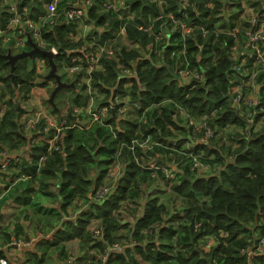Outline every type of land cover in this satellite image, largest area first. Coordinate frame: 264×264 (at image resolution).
Returning a JSON list of instances; mask_svg holds the SVG:
<instances>
[{"label":"trees","instance_id":"obj_1","mask_svg":"<svg viewBox=\"0 0 264 264\" xmlns=\"http://www.w3.org/2000/svg\"><path fill=\"white\" fill-rule=\"evenodd\" d=\"M38 2V0H34ZM68 0H63L60 4V8L65 5ZM166 12L174 11L176 4L179 0H165ZM200 5H203L205 0H193ZM214 4L213 9L206 7L204 9V15H210L208 21L209 28H212L214 22L217 21L216 15L227 11L229 0H211ZM3 2L0 1V21L1 25L5 24L7 19V6L1 7ZM238 8L242 9L240 2H235ZM251 5H253L250 2ZM131 11L136 12V21L143 22L150 15L156 13L157 9L149 0H131ZM258 9V11H257ZM42 10L41 2L33 9V13H38ZM125 10L121 9V12ZM243 10H240L241 13ZM259 12L260 9L256 8L255 12ZM177 13V12H176ZM89 21L96 27L104 28V31L98 35V38L102 41L112 37L113 31L117 29L121 24L125 22L121 17H113L111 10H106L103 6V0H94L92 6L88 11ZM200 22V19L196 20ZM77 24H62L58 25L56 30L50 34L44 32V36L47 40H51V43L55 45L56 40L67 41L66 47L59 49V54L55 55V62L59 68H63L65 61H70L71 57L75 54L72 52L76 48V44H73L67 37L69 31H73ZM129 25H127L128 27ZM129 42H133V39L138 40L143 48L147 49V44L150 39L147 35L139 32L133 28H128ZM199 35V31L196 32ZM202 40H199L201 43ZM118 46L115 45V48ZM30 46L27 50H30ZM218 52L220 45L217 44L215 48ZM71 53H69V52ZM122 56H126L127 60L136 59L135 56L130 55L134 50L124 47L122 49H116ZM1 54H6L0 52ZM47 62V59L44 58ZM105 57H101L104 70L95 72L92 74V86L98 89L109 97L111 87H102L100 81L104 80L105 75H111L112 61L104 63ZM32 63V59L23 58L16 63L15 78L10 76V66L6 63V60L0 58V98H7V109L0 121V149L2 146L20 147L24 143L23 132L17 120L20 121L23 109H19L21 106V100L26 98L32 88L36 85L35 81L38 78L36 69H31V73L36 79L30 82L26 79L24 69ZM232 65L226 54L223 55V59L216 65L210 66L208 70L209 83L212 85L209 92L205 93L203 88H197L192 91H188L187 95L189 99L195 101L197 107L203 108L205 105L223 106L225 108L224 113L221 111L216 120L218 128L225 127L229 123V117L231 115L227 105L225 104V98H216L213 95V90L217 88L230 89L229 77H231ZM167 67L156 68L150 61L142 60L140 64L141 80L145 84L143 89L142 99L139 100L141 108L139 112L147 108L146 101L149 96H155V102H159L163 97L161 93L168 85V78L166 74ZM6 71V72H5ZM81 76L75 75L72 78L64 80L69 82L73 80L75 84V90L69 89L71 93L74 91L79 94H84V98L79 95L74 96L72 101L75 105L85 104L87 101L86 88L84 85H78V81ZM106 84H111L113 81H104ZM122 82L120 85H122ZM156 82V83H154ZM137 83V82H136ZM48 83L43 82V85ZM156 84L163 87L157 91ZM138 85V83H137ZM264 87V84H263ZM190 89L189 86L184 85L180 90ZM16 100V102H15ZM203 101V103H201ZM58 107V106H57ZM61 110V109H60ZM57 114L56 110H52ZM61 113V112H60ZM174 114V113H173ZM223 122V123H222ZM111 123V120H108ZM230 123H236L235 120H231ZM86 125V124H84ZM129 129L134 126L133 121L128 122ZM85 131L83 127H76L68 129L64 132L65 140L69 147L75 144V151L69 152L68 156L63 158L67 167H64L61 162V156L59 152L54 150L51 156L40 166L39 172L30 180L32 182H40L39 186L47 188L45 181L49 180L56 190V196L60 202V209L58 212H51L52 219H59L62 216V211L66 212L75 208L79 203L88 204L90 210L83 211L80 216H77L75 220L63 221L62 226L54 232V241L48 244V248L45 253L52 247H59V251L63 253L66 251V243L73 239H79L81 243H87L91 240V233L89 232V226L94 217L100 219L99 228H102L105 234V238L109 242L123 239V235H119L121 230L130 231L127 234V238L130 243H134V246L126 248V253L129 255L118 254L112 257L109 264H264V256H255L252 260L242 253V250L252 245L253 240L251 238L259 237L264 234V230H261L260 224H262V218L264 217V206L261 203L264 202V196H258L253 193H246L240 198L233 199L234 192L232 189V182L225 177V183L222 185L219 181H215V177L209 176L208 181H204L203 177H199L193 180L184 179L181 183L172 186V191L179 198L182 199L183 204L188 201L202 200L206 205V208H194L190 204L189 206H183L182 211L171 209V206L161 203L158 198H149L147 201L140 203L142 206V214L137 218L134 224L123 223L118 217V213L122 209L125 202H132L134 200H140L139 193L134 188V183H144L145 177L151 178L149 171H143L136 173L132 171L129 173L131 179L122 186L121 191L123 195L117 196L113 193L109 198L103 201L101 204L98 202H90L88 197V191L95 188L93 180L87 176H82L78 171L77 164L81 167L94 168L93 164L84 155L88 149L89 141L85 138ZM89 130L95 134L96 129L89 126ZM107 128L104 129L106 133ZM178 131H180L178 129ZM151 132V129H149ZM123 137V133H120ZM255 152L264 151V135H261L257 139L252 141ZM205 145L197 146V148H203ZM115 149H111L110 152L104 153V149L97 148L96 151L101 154L105 159L104 163H111L112 161L106 160L114 152ZM67 151V148L65 149ZM102 151V152H101ZM39 150L37 148L33 151L35 159L38 158ZM254 153L250 152V155ZM78 157L83 159L78 160ZM241 159H247V157H241ZM25 163V162H24ZM21 164V169L27 173H33L38 168L37 161L34 160L30 165ZM25 166V167H24ZM234 169L233 165H229ZM40 177V178H39ZM39 178V179H38ZM98 179V177H97ZM123 179V178H122ZM54 180L53 182H50ZM57 183V184H56ZM30 184L26 188L22 189V192L17 190L11 194L14 201L9 202L12 204H20L25 207L28 205H36V201H32V198L28 196L29 192L34 190ZM209 184H212L209 186ZM33 186V185H32ZM120 186H118L119 188ZM44 188V187H43ZM45 188V189H46ZM44 190V189H43ZM51 194L50 192L47 194ZM135 197V199H133ZM8 203L6 197L3 201ZM137 204V202H135ZM3 203H0V217L2 219V213L4 207ZM94 209L96 213L92 211ZM259 209V210H257ZM61 211V212H60ZM68 213V212H66ZM163 214V215H162ZM63 218V217H62ZM0 219V221H1ZM199 225V228H196ZM214 238L216 244L211 247L209 251L205 250L208 245V239ZM4 253V252H1ZM0 255L2 256V254ZM141 259V261H139ZM44 262V258L37 261V264Z\"/></svg>","mask_w":264,"mask_h":264},{"label":"clouds","instance_id":"obj_2","mask_svg":"<svg viewBox=\"0 0 264 264\" xmlns=\"http://www.w3.org/2000/svg\"><path fill=\"white\" fill-rule=\"evenodd\" d=\"M110 9L113 17L119 16L122 20H130L129 27L135 28V21L131 13V0H113ZM121 9L125 11L121 12ZM52 23H56L55 19L52 20ZM18 27L20 29L18 32L10 34L0 32V52L7 53L10 49L13 52H19L21 48L26 50L28 37L24 35L25 31L32 32L33 40L41 48L46 47L55 52L66 47L67 41L56 40L54 46L51 40L45 43L43 34L48 30L47 18L41 19L38 23H33L31 20L18 22ZM161 29H163V25H161ZM172 30L175 31V28ZM260 31L264 33V28ZM85 35L86 33L81 30L77 39L83 40ZM156 39L163 44L167 42L168 37L161 30ZM88 47V43L84 41L83 48ZM154 51L159 57V48H154ZM99 53H106L105 64L112 61L111 75H105L104 80L100 81L102 87L116 88L121 73L137 75L135 61L132 62L130 69L126 66L119 67L121 62L125 65L128 63L127 57L117 52L116 55L119 59H113L112 52H108L107 47L99 49L97 46L92 53H87L88 56H91V63H96ZM147 54V49H136L130 55L139 60ZM193 59L197 58L183 56L176 60L174 57L169 58L165 55L159 61V64L168 62L165 74L168 78V85L161 93L163 98L159 102H155V96L148 97L147 108L143 115H138L141 103L139 99H136H142L140 93L145 88V84L140 81L139 77L137 87L127 86V96H117L115 99L106 96L105 99L110 101L107 109H97L96 104L99 102L100 96L96 89L90 86L87 95L91 98V117H96L92 121L91 127L97 131L93 134L89 127L85 126V138L89 141V146L84 155L95 164V167L87 168L77 164L80 174L93 180L96 188L95 196H92L91 191H88L89 203L93 200L102 203L113 193L117 196L123 195L121 188L131 179L129 173L135 171L139 174L149 166L157 170L154 175L157 188L168 185L171 190L172 186L181 183L184 179L191 181L203 177L204 181H208L209 176L215 177V181H219L223 185L225 177H227L232 182L233 199L240 198L246 193L264 196V151L255 152L252 144L253 140L264 135V115L260 116L259 121L256 119L258 113H264V95L259 91L261 85L248 87L246 83L242 82L240 86L244 91L239 94L235 90L223 88L213 90V95L216 98L229 97L225 101L231 113L228 118L229 123L225 127L218 128L216 120L222 113L212 105H205L203 108L197 107L195 101L190 100L187 95L188 91L197 88H203L205 93L210 91L208 85L204 83L206 79L203 75L204 70L198 67L197 71L193 73L189 67L190 61ZM33 66H41L39 58L28 63L24 69L26 79L30 82L36 79L31 73ZM153 66L159 67L155 62H153ZM233 67H236L237 71L240 70L238 65H233ZM80 71L86 72L85 69H80ZM192 79L198 80V84L192 85V89L181 92L185 83H190ZM105 80L113 81V83L106 84ZM161 87L163 86L156 84L157 91ZM129 96L136 98L129 102ZM122 102L124 106L117 107ZM66 103L70 104V101H66ZM257 104L260 105L259 108L255 107ZM106 120H111V124H105ZM129 120L134 122V126L130 129ZM231 120H235L236 123H230ZM65 122L66 117L62 120V123ZM67 127L72 128L74 125H67ZM105 128L108 129L106 133L104 132ZM120 133L124 134L123 137ZM58 140L57 151L61 156L63 166L67 167L63 158L68 156L69 152L76 150L75 144L69 147L63 133H58ZM201 144L205 147L197 149V145ZM66 148L67 151H65ZM97 148L104 149V153L115 149L106 159L112 162L104 163L105 159L96 151ZM250 152L254 154L250 155ZM241 157H247V159H241ZM80 159L83 158L78 157V160ZM229 165H233L234 169ZM147 181L148 177L146 176L144 183H134V188L141 198H147V191L152 186ZM211 185L209 184V186ZM118 186L120 187L118 188ZM189 204L197 209L206 208L202 200L188 201L183 205L177 203L176 207L189 206ZM87 206L88 204L80 203L81 208ZM261 206H264V202L261 203ZM61 214L63 215V213ZM260 226L261 231L264 230L263 225L260 224ZM196 228H199V225H196ZM35 238L33 237V239ZM261 244L264 248V240L261 241ZM3 246L5 249L9 247L7 242ZM9 255H14V253ZM49 259L51 264H62L59 257L54 256ZM103 259H107V257H102L101 261ZM0 264H9V262L2 259ZM67 264H70V260Z\"/></svg>","mask_w":264,"mask_h":264},{"label":"built area","instance_id":"obj_3","mask_svg":"<svg viewBox=\"0 0 264 264\" xmlns=\"http://www.w3.org/2000/svg\"><path fill=\"white\" fill-rule=\"evenodd\" d=\"M93 1L94 0H77V3H73V0H68L61 8L60 4L63 0H38V2H35L34 0H16L14 2L4 0L1 4V7L7 6L8 12L7 19L3 26L0 21V32L5 34L18 32L20 30L18 22H24L26 20L38 23L41 19L47 18L48 30L45 31L47 34L54 32L58 25L77 24L73 31H69V36L67 37V39L73 44L77 45L72 51L75 52V54L71 57L70 61H65L63 63V69L67 72L68 78H72L75 75L81 76V79L77 84L85 86L86 96L88 98L85 104L68 106L61 110L60 114L53 113V107L48 102L49 96H45L46 91L44 90L43 85V82H45L43 78L47 74L43 76L44 74L42 72L45 66H49L48 62L45 64L44 62L46 60L40 55H35L32 58V62L39 58L41 66L32 67V69H36V73L38 74V78L35 81L36 85L32 88L27 97L22 99L20 105L24 113L20 116V121L17 120V123L20 125L23 132L24 143L19 151L16 152L9 145L2 146L0 149V202L7 197L13 188H15L20 182L31 180L35 174L39 172L40 166L48 159V156H51V153L54 150L57 151L59 145L58 133L64 134L66 130L76 127H89L92 124V121L96 119V117H91V98L87 93L90 86L94 88L92 86V74L104 70L101 57H105L106 53H99L95 64L90 62L91 56H88L87 53H92L97 46H99V49H105L107 47V51L112 52L113 59L118 60L119 57L116 55L117 48L122 49L128 47L134 51L136 49H143L142 44L138 40L133 39V42L127 40L129 32V26L127 27V25L131 23V21L127 19H125V22L113 31L111 38L104 41L99 39L98 35L104 31V28L96 27L88 18V11L92 6ZM39 2H41L42 10H39L38 13H33V9ZM149 2L153 4L157 11L143 22L136 21V12L131 11L135 21V28L133 29L142 32L150 39V42L147 44L148 54L139 60H127L128 63L126 65L123 62L118 65L119 67L126 66L130 69L132 67V62L135 61L137 75L132 76L126 73H121L118 86L116 88H110L109 97L115 99L117 96H127V86H138V77L140 81H142L140 64L143 59L150 61L152 65L153 62L158 64L159 67L156 68L167 67V61H165L164 64H159V61L163 59L165 55L169 58L174 57L176 60L181 59L183 56L197 58L190 61L189 67L193 73L197 71L198 67L203 69V75L206 77L204 83L208 85L209 89H211L212 85L209 83L208 70L210 66L218 64L223 59L224 54L227 55L232 65L229 90H235L236 93L239 94L244 91L240 86L242 82L246 83L248 87H253L254 85L259 84L261 85L259 91L264 95V39H262L264 38V33H261L260 31L264 28V4L254 7L259 8V12H257L258 9L255 12V9L246 17L244 15V13H247L246 9L242 6V12L244 13L241 12L239 20L235 24L229 22V17L232 13L226 11L219 13L216 15L217 21L214 22L212 28H209L208 21L211 16H206L203 13L206 7L209 9L214 8V4L211 0L203 1L204 9L202 8V5L193 0H179L176 4L175 10L171 12L165 11L167 8L165 0H163V2L162 0H149ZM112 3L113 0H103V6L106 10H111ZM26 9L29 11L26 12ZM53 19L56 21L55 24L52 23ZM197 19H200V22H197ZM161 25H163V29H161ZM88 27L93 28V30L89 32V35H85L83 40L77 39L81 34V30L85 32ZM173 28H175V31L172 30ZM161 30H163L168 37L167 42H164L163 44L160 40L156 39V37L160 35ZM197 31H199V35L196 34ZM24 35L28 38L30 37L36 44L32 38V32L25 31ZM43 39L45 43L49 41L45 38L44 34ZM200 39L202 40L201 43H199ZM84 41L88 43V48H83ZM217 44L220 45L219 52L215 49ZM115 45L118 47L115 48ZM28 46H30L29 43ZM37 46L41 48L39 45ZM30 48L32 49L31 46ZM154 48H159V57H157ZM41 49L50 50L46 47ZM113 49H115V51H112ZM9 51L11 54L16 55L25 50L23 49L19 52H13L10 49ZM57 54H59L58 50L54 52V55ZM233 65H238L240 70L237 71V68L233 67ZM80 69H85L86 72L80 71ZM121 81H123L122 85H120ZM46 83H48V80H46ZM194 84H198V80L192 79L190 83H185L190 89H192V85ZM96 91L100 96V100L96 104L97 109H107L110 101L105 99L106 95L104 93L100 92L98 89H96ZM140 97L142 98V93H140ZM134 98L136 97L129 96L128 101L131 102ZM224 98L225 101L229 99L228 96H224ZM136 99L140 100V98ZM6 101L7 98H0V121L8 107ZM22 104L26 106L22 107ZM123 106V102L117 105V107ZM213 106L224 113L225 108L223 106ZM255 107L259 108L260 105L257 104ZM145 111L146 109L142 110L138 115H143ZM261 115H264V113H258L256 117L257 121H259ZM64 117H66V122L62 123ZM104 123L111 124L108 123V120L104 121ZM67 125H74V127L69 128ZM35 148L39 150L37 159L32 155ZM34 160H36L38 164V168L35 172L27 173L23 171V168H19L16 173H13L14 168L21 166L24 162L25 166H28ZM144 170L151 173V178H154L157 171L151 166ZM91 195H96V188L93 189ZM106 199L107 198L103 201ZM91 202L97 201L93 200ZM262 225L264 227V223ZM93 234L96 239L101 240L104 244L100 257L101 264H109L112 257L122 254V252L128 247L134 246V243H127L124 239L108 242L104 236L103 229L99 227L93 231ZM39 235L42 237L43 233L41 232ZM210 239L211 241L208 239V245L205 247L206 251L211 249L213 243L214 245L216 244L214 238ZM251 239L253 240L252 245L242 250V253L245 254L249 260H252L258 255L264 256V248H262L261 244V241L264 240V234ZM31 244L32 240L25 241L21 239H15L11 243V245L16 246L17 248L22 246L29 247ZM104 256H106L107 259L101 261V258ZM2 259L8 260L9 264H11L7 257L0 255V260ZM69 260L70 264H83L79 259L73 256L66 258L63 264H67Z\"/></svg>","mask_w":264,"mask_h":264},{"label":"crops","instance_id":"obj_4","mask_svg":"<svg viewBox=\"0 0 264 264\" xmlns=\"http://www.w3.org/2000/svg\"><path fill=\"white\" fill-rule=\"evenodd\" d=\"M238 20H239V15H237V14H233V15H231L229 17V22L231 24L237 23ZM21 147L22 146H20V147H12V148L16 152V151H19V149ZM32 155H33V153H32ZM25 158H26V155H25ZM20 167L21 166L14 168L13 169V173H16L17 170ZM53 181L54 180H52L50 182H53ZM30 182L32 183L31 187L34 188V190L30 191L28 196L30 198H32V201H36V203H38L39 201L40 202L43 201L44 203L42 204V207L44 205H46V207L37 208L36 205L35 206L34 205H28V206H25V207L22 206L23 209L31 208L34 211L33 216L41 215L40 218H44L45 216H50L49 213H51L53 211L54 212H58L57 210L56 211L55 210H51L52 209V205H48L49 204L48 201H50V199H51V197L49 195H39L38 190H39V188H41V186H39V183H40L39 181L38 182H36V181L32 182V181L28 180V181H25V182H20L15 188H13L11 193L7 196L8 203L6 204V203L3 202L6 197L0 202V203H3L2 206L4 207V210H3V213H2V219L0 221V253L4 252V253H1L2 256L3 257H7L10 260L11 264H25L26 260L30 256H35L33 258V261L41 260L42 257L44 256V252L48 248V240L47 239H49V243L54 241L53 234H54V232H56L62 226V222L66 221V220H68V221L75 220V218L77 216H80V214L83 211L90 210L89 205L87 206V208L84 207L85 208L84 209V208L80 207V203H79V204L75 205L76 207L71 209V210H69V208H68L67 211H66L68 213H66L65 211L64 212L62 211L63 215L59 216V219L55 218L52 221L53 225L55 226V227H53V229L49 230L48 227L46 226V222L44 220L37 221L32 227H30L29 223H27L29 221L23 220L22 217L19 218L21 210H20L19 206L17 205L18 203H16V204L14 203L12 205L9 203L11 201H14L13 198H15V197L11 196L13 191L17 190L19 192H22V189L26 188L27 185L30 184ZM25 183L27 185H25ZM45 183H46V185H48V187L45 189V184H43L44 188L43 187L42 188L44 190L51 191L52 195L55 197V200H57V198H56V190L54 189V185L52 183H49V180H47V179H46ZM21 184H22V186L19 188V185H21ZM44 190H43V192H45ZM135 204L133 205V207H137ZM58 205H59V207L58 206H54L53 208L60 209V203L59 202H58ZM181 205H182V203H181ZM76 208L78 209V214L76 216L69 217V213L71 211L75 210ZM183 208H184L183 206L178 207L177 211H182ZM40 209H41V211H40V213H38V211ZM92 211L94 213H96V211L94 209H92ZM22 212L24 213V211H22ZM141 214H142V207L139 210V214L137 213L134 216V220H125L123 223L134 224L136 222L137 218L141 216ZM25 215H27V214H25ZM6 216H7L6 221L3 222V220H4V218ZM65 217H67V218H65ZM94 218H96V217H94ZM96 221H98V220H96ZM92 225H93V222L89 226V232L91 233V240L89 242H87V244L90 245V249H89V251L87 253H88L89 256L92 255V253H94V251L96 249L95 247H98L101 251H100L99 255H97V257H96V264H101L100 257H101V254H102V251H103V248H104V244H103V242L101 240H98V239H96L94 237L93 228L91 229ZM38 229H44V230H38ZM46 231H47V233H46ZM41 232L43 233L42 237H40V235H39ZM29 233H31V235H29ZM119 235H122V234H120V232H119ZM104 236H105V234H104ZM33 237H36V238L33 239ZM15 239H21V240H25V241L32 240V244L29 247L22 246V247L17 248L16 246L11 245V243ZM39 241H41V243ZM5 242H7L8 245H9V247L7 249H5L4 246H3ZM68 242H70V241H68ZM68 242H65L66 246H67L66 250L69 249V243ZM82 245H84V244H82ZM53 248L57 249V251L61 253V251H59V248H60V246H59L58 248L57 247H52L48 251L49 254L51 253V250ZM10 253H14V255H9ZM61 254L65 255L66 251H63V253H61ZM122 254H124L126 256L129 255L128 253H126V250H124L122 252ZM69 256H72V255H67L65 257V259L61 261L62 264L66 260V258H68ZM85 256H86L85 251L82 250V252L77 257L76 256H73V257H76L77 259H79L83 264H89V263H85L86 261L81 260L82 258H85ZM55 257H56V255H55ZM88 261H91V259L88 260ZM139 261H141V259H139ZM50 263H51V260L48 261V264H50Z\"/></svg>","mask_w":264,"mask_h":264},{"label":"rangeland","instance_id":"obj_5","mask_svg":"<svg viewBox=\"0 0 264 264\" xmlns=\"http://www.w3.org/2000/svg\"><path fill=\"white\" fill-rule=\"evenodd\" d=\"M0 1L3 2L4 0H0ZM14 1H16V0H9V2H14ZM235 2H237V3L240 2L241 3V7L243 6V8L246 9V12H247L246 14L244 12H242V13H244L245 17L248 16L249 14H251V12H253L256 9L254 7H257L260 4H264V0H229V1H227L228 7H227V11L226 12L232 13V15L233 14H237V15L241 14L239 11L243 10V8L242 9L238 8V5L234 4ZM250 2L253 5H251ZM73 3H77V0H73ZM202 8H204V3L202 5ZM250 10H252V11H250ZM92 30H93L92 27H88V29L85 31L86 35L88 36L89 32H91ZM143 49H146V48H143ZM21 50H23V48H21ZM50 70L51 69H50L49 66H45L44 70L42 72L44 74L43 76H45L46 74H49ZM57 72L62 77L63 80H67L68 74L63 68L62 69L59 68L57 70ZM43 80L46 82V77H44ZM48 83L49 84L44 85V90L46 91L45 92V96H49L50 97L51 92L56 87V83H55V81L53 79L48 80ZM54 83H55V85H54ZM74 92H75V94L71 93L69 91V89H64V90L60 91L57 94V96L55 98V103L57 104L59 109L63 110V109H65L68 106H74L75 103L72 101L73 95L77 96V97L79 95H81L84 98V94H79V92H77V91H74ZM66 101H70V104L66 103ZM15 102H16V100H15ZM21 103H22V100H21ZM25 106L26 105L22 104V107H25ZM57 113L60 114L58 111H57ZM81 132H85V131L82 130ZM147 182L152 185L147 191V198H141L140 195H139L140 200H134L135 202H137V204H135L134 201L128 202V203L125 202L123 204V206H122L121 212H119L117 214L121 222H124L125 220H134V216L137 213L139 214V210L142 207L139 204L142 203V200H143V202H145L149 198H158L159 201H161V203L171 206V209H174V210L178 209V207H176L177 203H179V204L182 203V205H183L182 199L179 198L176 194L173 193L172 188H171V190H169L168 185H164V187L157 188V187H155V180H150V178H148ZM25 185H27V184L25 183ZM21 186H22V184L19 185V188ZM54 189H55V186H54ZM44 191L45 192H43V188L42 187L39 188V190H38L39 195H47L50 192L51 194H49V196L51 197V199H50V201H48L49 202L48 205H52V209L51 210H55L56 211L57 209H55L53 207L54 206H58L59 207V205H58L59 201H58L57 196H56L57 200H55V197L52 195L51 191H48V190H44ZM39 202H38V204L36 206L37 208L46 207V205H44L42 207V204L44 203L43 201L40 202L41 204ZM134 204L137 207H133ZM17 205L19 206V208L21 210L19 218L22 217L23 220L29 221L27 223H29L30 227H32L37 221H40V220H44L46 222V226L48 227L49 230L53 229V227H55L53 225V223H52V221L54 219H52L51 214H49L50 216H45L44 218H40L41 215L33 216L34 211L31 208L23 209L22 206H20L19 204H17ZM85 208H87V207H85ZM129 209H131V210H129ZM22 211H24V213ZM40 211H41V209L38 211V213H40ZM25 214H27V215H25ZM77 214H78V209L76 208L75 210H73V211H71L69 213V217L76 216ZM6 218H7V216L4 218L3 222L6 221ZM96 220H98V221H96ZM92 222H93V225L91 226V229L93 228V230H96L98 228V226L100 225V220L97 219V218H94V219H92ZM92 222H91V224H92ZM263 223H264V217L262 218V224ZM38 230H44V229H38ZM46 233H47V231H46ZM129 233H130V231H127V230L120 231V234H122L124 236L123 239L126 240L127 243L129 242V240L127 238V234H129ZM47 240H48V244H49V239H47ZM209 241H211V239H209ZM39 242L41 243V241H39ZM68 243H69V249L66 250V254L65 255L61 254L60 252L57 251V249L53 248L51 250L50 254L49 253H45V255L42 257V258H44V262H42L40 264H48V261L50 260L49 258L54 257L55 255H56V257H59L61 261L64 260L67 255H72V256H76L77 257L82 252V250L85 251L86 256H85V258H82L81 260L86 261L85 263L96 264V257H97V255H99V253L101 251L98 247H95L96 249H95L94 253H92V255L89 256L88 253H87L89 251V249H90V245L89 244L81 243L78 239H73V240H71ZM82 244H84V245H82ZM212 245H214V243ZM212 245H211V247H212ZM34 257L35 256H30L26 260L25 264H37V261H33ZM90 259H91V261H88Z\"/></svg>","mask_w":264,"mask_h":264},{"label":"water","instance_id":"obj_6","mask_svg":"<svg viewBox=\"0 0 264 264\" xmlns=\"http://www.w3.org/2000/svg\"><path fill=\"white\" fill-rule=\"evenodd\" d=\"M28 43L32 47L31 50H25L21 51L19 54L13 55L11 54L10 51H8L6 54H1L0 53V58L3 60H6V63L10 66V76L14 79L15 78V68H16V63L18 60L23 59V58H29L32 59L35 55H40L44 58L47 59L48 65L50 67V72L47 74L46 80L53 79L56 83V87L53 89L51 92L50 97L48 98L49 104L53 107L54 110L58 111L59 113L61 110L57 107V104L55 103V98L57 94L64 90V89H73L75 90V84L72 81L66 82L62 79V77L58 74V66L54 60L55 55L54 52L51 50H43L39 48L29 37L28 38ZM21 110V107L19 108ZM1 219V217H0Z\"/></svg>","mask_w":264,"mask_h":264}]
</instances>
